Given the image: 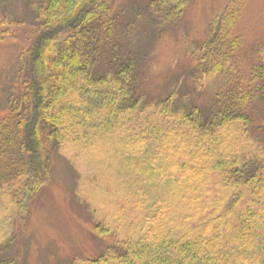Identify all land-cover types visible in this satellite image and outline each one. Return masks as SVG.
<instances>
[{
    "label": "trees",
    "instance_id": "trees-1",
    "mask_svg": "<svg viewBox=\"0 0 264 264\" xmlns=\"http://www.w3.org/2000/svg\"><path fill=\"white\" fill-rule=\"evenodd\" d=\"M117 1L25 0L37 35L18 55V88L0 117V189L8 187L15 208L50 181L65 143L94 146L125 114L150 109L141 55L119 48ZM186 1L149 0L152 23L176 18ZM240 8L231 3L218 16L190 73L197 94L210 76L222 86L204 107L184 87L168 93L150 113L143 150L127 151L138 177L118 186L138 196L134 235L110 242V231L96 225L99 253L65 264H264V42L240 79L241 40L233 34ZM256 103L262 115L254 120ZM16 240L14 232L0 241V264H18Z\"/></svg>",
    "mask_w": 264,
    "mask_h": 264
},
{
    "label": "rangeland",
    "instance_id": "rangeland-1",
    "mask_svg": "<svg viewBox=\"0 0 264 264\" xmlns=\"http://www.w3.org/2000/svg\"><path fill=\"white\" fill-rule=\"evenodd\" d=\"M2 2L0 117L6 114L7 97L18 88L16 76L21 64L20 60L17 62L18 55L26 52L37 35L25 0ZM234 2L241 5L233 34L241 40L239 75L245 80L247 71L262 55L264 0H188L179 16H171L161 26L152 23L157 15L151 14L149 0L117 1L113 12L121 23L116 28L119 48L141 55L138 71L143 100L150 101V109L125 114L115 133L106 141L89 143L94 146L79 149L75 144L65 143L59 156L52 159L50 181L20 208L12 205L7 186L0 189V241L16 233L18 264H65L73 257H93L101 246L96 235L99 231H95L99 224L110 231L111 237L107 238L114 239L110 242L117 241L114 237L127 239L134 235L137 223L134 200L138 196L129 194L131 188L123 190L118 186L128 176H134V180L138 177L127 151L131 148L133 154L143 150V143L150 138L151 129L147 128L150 113L160 99L180 87L191 91L190 73L200 47L218 16ZM222 83L219 76L206 78L200 94L191 91L193 103L204 107ZM251 112L254 120L259 119L262 105L256 103ZM130 136L133 139L127 142Z\"/></svg>",
    "mask_w": 264,
    "mask_h": 264
}]
</instances>
